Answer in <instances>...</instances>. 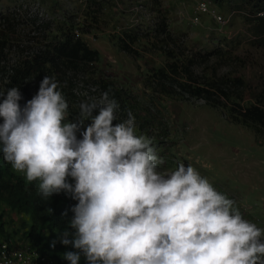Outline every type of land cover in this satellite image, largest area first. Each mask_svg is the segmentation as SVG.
I'll list each match as a JSON object with an SVG mask.
<instances>
[{"label": "rangeland", "instance_id": "1", "mask_svg": "<svg viewBox=\"0 0 264 264\" xmlns=\"http://www.w3.org/2000/svg\"><path fill=\"white\" fill-rule=\"evenodd\" d=\"M218 1L0 0V104L34 144L84 138L173 230L256 259L264 257V127L258 135L237 121L244 109L264 110V37L253 15ZM199 2L209 12L194 24ZM217 16L227 20L222 29ZM66 41L79 44L77 59L58 58L56 70L43 59ZM25 63L32 83L12 82ZM238 78L240 98L215 107L203 99L233 91L226 83ZM0 216V239L25 242L30 218L3 203ZM45 236L75 253L69 263L45 255L50 264L93 257L88 242Z\"/></svg>", "mask_w": 264, "mask_h": 264}, {"label": "trees", "instance_id": "2", "mask_svg": "<svg viewBox=\"0 0 264 264\" xmlns=\"http://www.w3.org/2000/svg\"><path fill=\"white\" fill-rule=\"evenodd\" d=\"M225 1L228 6L253 15L254 33L264 37V18L255 17L264 12V0ZM79 50L78 43L66 41L54 48L56 56L43 61L59 70L58 58L76 60ZM30 71L25 63L13 68L9 79L14 83H32L28 80ZM48 72L44 69L37 72L40 85L46 82ZM228 82L233 91L219 88L214 100L203 96L208 105L215 107L218 98H240L243 81L238 78L224 83ZM4 111L0 104V203L30 218L24 241L32 248L51 257H66V262H71L74 248L48 245L45 231L51 230L64 232L77 243L88 242L93 257L86 264H236L237 261L246 264L236 250L210 254V259L202 242L182 232L171 236L164 219L154 214L152 217L148 214L147 218L134 190L123 186L118 167L99 160L84 138L59 144L50 141L47 145L32 142L22 145L17 140V125ZM240 117L237 123L261 135L263 109L258 106L244 109ZM112 172H118L117 180ZM1 219L0 216L3 233Z\"/></svg>", "mask_w": 264, "mask_h": 264}, {"label": "built area", "instance_id": "3", "mask_svg": "<svg viewBox=\"0 0 264 264\" xmlns=\"http://www.w3.org/2000/svg\"><path fill=\"white\" fill-rule=\"evenodd\" d=\"M208 7L205 2H199L194 8L195 20L208 14ZM257 17L264 18V12H258ZM217 25L220 29L227 25V20L221 16L216 17ZM21 242V241H20ZM0 264H50L49 259L39 250L34 249L28 242L19 243L16 239H0Z\"/></svg>", "mask_w": 264, "mask_h": 264}, {"label": "clouds", "instance_id": "4", "mask_svg": "<svg viewBox=\"0 0 264 264\" xmlns=\"http://www.w3.org/2000/svg\"><path fill=\"white\" fill-rule=\"evenodd\" d=\"M16 128H17V127H16ZM17 130H18V128H17ZM18 131H19V130H18ZM18 135H19V137H17V140L19 141L20 144L25 145L24 143L30 142V141H28V140L22 135L21 132H18ZM103 162H105V161H103ZM105 163H107V162H105ZM109 164H112V163H109ZM113 167H118V166L114 165ZM118 172L121 174V177H122V179H123V180L121 181L122 184H123V186H126V188H130V189L134 190V189H133L132 187H130V186L126 183V181L124 180L125 177L123 178V175H122V172H121V169H120V168H118ZM118 172H112V174L115 175L114 180H117V179H118V176H117V173H118ZM134 196L140 201V203H142L143 208H144V211H145V216H147V218H148V214H149L151 217H152V214H154V215H156L157 217H160V218L164 219L165 222L168 224L169 231L171 232V236H174V235H176V234L182 232L183 235H185V236H189L190 238H195L196 240L202 242L203 247H204V248L206 249V251L208 252V253H206V254L209 256L210 259H212V257L210 256V254L213 255V253L218 252V254H221V255H222V253L226 252V250H236V251H238L240 254H242L243 259H244V261L246 262V264H264V257H262V256H258L256 259L251 258L250 256L246 257V256L244 255V253H242L241 251H239V250H237V249H235V248H225V249H223V250H221V251H219V250H215V249H213L211 246L206 245V243L204 242V240H202V239H197L195 236H192V235L189 233V231H188L186 228L182 227L181 225H179V226H181V227L177 226L176 229L173 230V229L171 228V221H170V219H169L168 214L159 211V209H158L157 206H155L154 204H151V203L147 202V197H146V195H145V192H143V191H141V190L138 189V192L134 191ZM175 232H176V233H175ZM40 252H41V251H40ZM44 255H45V254H44ZM217 264H220V263H217ZM236 264H240V263L237 261Z\"/></svg>", "mask_w": 264, "mask_h": 264}]
</instances>
